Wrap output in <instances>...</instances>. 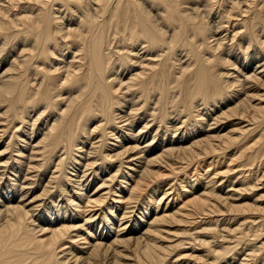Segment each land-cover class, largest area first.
I'll use <instances>...</instances> for the list:
<instances>
[{"label":"bare ground","instance_id":"obj_1","mask_svg":"<svg viewBox=\"0 0 264 264\" xmlns=\"http://www.w3.org/2000/svg\"><path fill=\"white\" fill-rule=\"evenodd\" d=\"M0 264H264V0H0Z\"/></svg>","mask_w":264,"mask_h":264}]
</instances>
